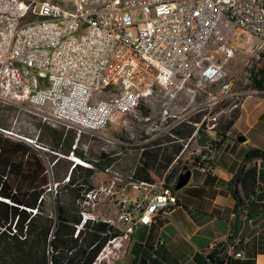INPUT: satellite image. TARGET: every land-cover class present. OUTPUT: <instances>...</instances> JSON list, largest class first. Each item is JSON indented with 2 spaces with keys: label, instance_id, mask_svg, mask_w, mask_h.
I'll return each mask as SVG.
<instances>
[{
  "label": "built area",
  "instance_id": "1",
  "mask_svg": "<svg viewBox=\"0 0 264 264\" xmlns=\"http://www.w3.org/2000/svg\"><path fill=\"white\" fill-rule=\"evenodd\" d=\"M240 31L258 39L247 48L244 65L250 67L264 50V0H0V104L18 105L43 122L64 124L77 130L78 139L82 133L102 135L116 124L123 130L133 119L144 121L145 134L132 142L139 159L148 145L187 147L201 133L207 138L205 146L191 149L186 162L212 172L209 152L219 140L220 115L225 113L212 109L224 99L242 100L246 92L235 88L234 75L229 76L209 49L215 48L228 63L237 55L233 43ZM3 44H10V51H3ZM197 68H204V75H197ZM183 77H196V94H190L194 106L179 113L169 106V117L148 123L147 113L136 106L139 95L150 92L151 100L161 92L175 100L187 90ZM107 78H116V85H107ZM214 84L207 99L196 102L198 90ZM207 110L200 121L192 118ZM183 122L195 126L190 139L173 132ZM0 132L18 137L2 126ZM180 160L178 154L153 182L135 180V167L130 174L135 196L118 191L119 173L109 185L86 194L83 223L100 219L93 211L106 194L116 215L101 220L122 231L105 245L97 264L111 260L121 239L136 226L150 224L154 216L177 206L173 186L180 174L171 183L169 178ZM230 250L235 252V245Z\"/></svg>",
  "mask_w": 264,
  "mask_h": 264
},
{
  "label": "trees",
  "instance_id": "2",
  "mask_svg": "<svg viewBox=\"0 0 264 264\" xmlns=\"http://www.w3.org/2000/svg\"><path fill=\"white\" fill-rule=\"evenodd\" d=\"M255 62L249 67V80L252 87L264 89V68ZM203 114L194 120L200 121ZM239 114L240 110L234 109L228 115L218 128L220 138L213 146L222 142ZM39 128L47 137H39L41 148L0 132V264H95L105 245L121 236L122 231L101 219L83 223V202L95 187L96 168L109 166L113 157L107 152H101L98 159L88 156L79 145L84 133L78 139L77 130L67 129L64 124L41 121ZM194 131L195 126L187 122L173 130L184 139ZM146 147L134 179L153 182L154 169L163 175L183 145L174 144L172 152L168 146ZM44 148L53 153L52 176ZM73 156L93 167L75 162ZM253 158H264V150L251 149L245 163ZM188 169L186 165L184 170ZM238 180L239 175L235 181ZM53 182L58 185L51 215L45 208L46 194L52 190L48 188ZM224 249V245H219L211 252V261L225 264Z\"/></svg>",
  "mask_w": 264,
  "mask_h": 264
},
{
  "label": "crops",
  "instance_id": "3",
  "mask_svg": "<svg viewBox=\"0 0 264 264\" xmlns=\"http://www.w3.org/2000/svg\"><path fill=\"white\" fill-rule=\"evenodd\" d=\"M255 63L264 68V58ZM243 90L239 117L209 152L208 165L214 171L188 165L189 183L180 190L173 188L177 206L154 216L150 224L136 226L121 239L115 256L101 264H215L209 256L216 245L226 247L225 264H264V158L245 163L251 149L264 150V89L245 83ZM240 135L244 141L237 139ZM206 140L200 133L183 145L181 160H187L189 147L203 148ZM182 169L176 166L175 176ZM111 210L113 219V205ZM230 245H235V252Z\"/></svg>",
  "mask_w": 264,
  "mask_h": 264
},
{
  "label": "rangeland",
  "instance_id": "4",
  "mask_svg": "<svg viewBox=\"0 0 264 264\" xmlns=\"http://www.w3.org/2000/svg\"><path fill=\"white\" fill-rule=\"evenodd\" d=\"M141 19L142 18L140 17L139 20ZM257 43L258 39L250 36V34L246 31H240L238 38L233 43L234 47L238 51L237 55L228 63H223V55L217 52L215 48L209 49V53L214 57L215 61L219 64H224V68L229 74V76L234 75L233 81H235V86H237L236 89L239 91L243 90V86L245 83H250L249 66L244 65V62L247 58V48L249 45H256ZM262 52L263 53H261L260 56L261 58H264V50H262ZM256 60H258L257 55L253 57L252 61L255 62ZM215 87H217V85L214 84L200 88L198 90L196 102L200 103L206 100L208 92L210 90H213V88ZM190 94H196V90L192 93L188 91L183 92L175 100L166 98L161 92H157V94L151 100L147 101L145 104L142 105V112L147 113V116L151 117L150 121L147 122L159 124L161 122L160 119L163 118L162 111L168 108L169 106H171L173 112L176 113L183 112V109L186 107L189 109L192 108L194 104H190ZM241 101L242 100L224 99L213 107L212 112H221L222 110H225V113H221L220 115L219 127H221L228 115L234 109H241ZM203 113H208V110ZM203 116L204 114L202 115V117ZM196 117L197 115L193 116L192 118L195 119ZM41 121L42 119L38 116V114L18 105H0V126H2V128L8 129L9 131H12L14 134H17L16 136H18H13L11 139L21 140L28 144H31L35 148H41L42 146L39 145L41 144L39 140L41 138L43 140H46L47 138L46 134L39 128V124ZM144 124V121L133 119L130 123V126H126L123 130L120 129V124H116L115 126H110L108 130L105 131L102 135L92 133L83 134L79 145H81L82 149L85 150V153L88 156L98 159L99 154L101 152H107L111 157H113V161L109 166L96 168V177L94 181L95 187L109 185L116 173H119L122 177V182L119 185L118 191H125L132 196L136 195V191L132 188L130 183V174L134 170L136 165L139 163L140 159L138 157V146H134L132 142H137L141 140L142 135L145 134L144 129L146 126ZM54 127L59 126L54 125ZM112 128L117 129V131H112ZM201 132L203 133V131ZM164 138L166 139V141H169L168 136H165ZM28 140H30L31 142H29ZM116 140H120L124 144H119ZM168 145V143L165 144V146ZM187 150H191V147H189ZM43 151L44 157L47 161V165L50 168L49 174H51L52 176L51 168L53 165V153L49 150H46L45 148ZM172 151L173 149L170 148L169 152ZM74 157L75 156L72 157L73 160ZM186 165H188L186 160H181L175 164V167L179 166L184 169ZM108 167L111 170L107 172L106 168ZM157 172L158 171L154 169L153 173L155 181H158L163 176L159 175ZM174 178L175 173L173 171V175L169 178V182H173ZM55 184L56 183L53 182L49 185L48 191L51 189L52 190L46 194L45 209L51 215L53 214L55 208ZM132 192L134 193L132 194ZM112 205L113 201L110 199V197H108L106 194H102L100 203L97 205L96 209L93 212L100 219L104 218V216L106 218L113 217V210H111ZM99 209H103L102 213L99 211Z\"/></svg>",
  "mask_w": 264,
  "mask_h": 264
},
{
  "label": "bare ground",
  "instance_id": "5",
  "mask_svg": "<svg viewBox=\"0 0 264 264\" xmlns=\"http://www.w3.org/2000/svg\"><path fill=\"white\" fill-rule=\"evenodd\" d=\"M3 51H10V44H3ZM197 75H204V68H197ZM107 85H116V78H107ZM183 92H195L196 90V77H183ZM150 100V92H143L142 95H139V98L136 99V106H142L147 101ZM173 111V109H172ZM164 117L170 116V108H166L162 111ZM151 117L147 116V121H150ZM74 160H79L77 157H74ZM89 167H93L92 164Z\"/></svg>",
  "mask_w": 264,
  "mask_h": 264
},
{
  "label": "water",
  "instance_id": "6",
  "mask_svg": "<svg viewBox=\"0 0 264 264\" xmlns=\"http://www.w3.org/2000/svg\"><path fill=\"white\" fill-rule=\"evenodd\" d=\"M237 139L239 141H244L245 140V137L243 135H240V136L237 137ZM190 178H191V170L188 169V170L183 171L179 175V177H178V179L176 181V184H175L174 189L175 190H180L181 188H183L184 186H186L189 183Z\"/></svg>",
  "mask_w": 264,
  "mask_h": 264
}]
</instances>
